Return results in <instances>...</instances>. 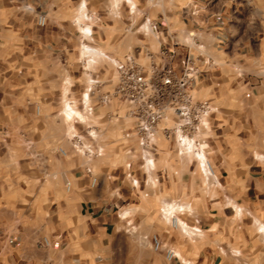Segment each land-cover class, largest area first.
Returning <instances> with one entry per match:
<instances>
[{"label":"crops","instance_id":"crops-1","mask_svg":"<svg viewBox=\"0 0 264 264\" xmlns=\"http://www.w3.org/2000/svg\"><path fill=\"white\" fill-rule=\"evenodd\" d=\"M41 14L47 17L44 27L37 22ZM146 18L159 24L158 33L150 31ZM253 23L260 30L252 31L248 25ZM187 30L213 35L212 47L224 60L219 65L207 53L217 67L203 73L193 89L204 86L219 92L229 85L212 76L214 70L223 72L228 67L231 72L264 58V0H0V158L14 150L22 134L41 138L46 102L81 103L88 84L79 80L85 72L105 82L106 91L111 84L101 78L111 75L113 60L126 54H156L150 33L160 48L161 40L169 41L168 35L179 36ZM86 46L92 47L91 52L85 51ZM61 71L75 79L72 84L69 78L65 94L59 79L46 78V73L56 76ZM16 72H21L20 79ZM34 74L38 79L30 78ZM253 80L245 85L247 98L264 88V76ZM206 101L216 110L201 138L211 150L215 177L208 179L205 169L190 157L188 163L169 162L155 179L145 171L99 179L94 171L99 179L94 186L83 162H66L60 170L69 193H63L62 185L41 193L17 234L0 229V264L264 263V230L260 228L264 225V161L253 158V151L245 157L249 149L242 145L245 141L252 146L257 132L253 108L224 113L214 105L219 103ZM259 103L264 105L263 100ZM100 108L104 107L96 112ZM105 114L100 120L114 116ZM259 135L264 136L263 128ZM173 142L172 137L169 143ZM167 145L168 140L158 139L155 170ZM206 146L202 151L207 158ZM139 166L143 170L141 161ZM211 179L212 185L206 188ZM158 204L165 226L154 221ZM186 214L194 227L178 217ZM173 216L176 225L167 223ZM8 235L15 239L13 245L8 244ZM153 236L160 238L162 252L152 250ZM195 238L202 241L196 243ZM167 250L176 256L169 259Z\"/></svg>","mask_w":264,"mask_h":264},{"label":"rangeland","instance_id":"rangeland-1","mask_svg":"<svg viewBox=\"0 0 264 264\" xmlns=\"http://www.w3.org/2000/svg\"><path fill=\"white\" fill-rule=\"evenodd\" d=\"M248 26L252 31L260 30L259 25L256 23ZM150 37L151 42L156 45L153 50L158 53L160 49L159 42L151 33ZM183 39L184 37L181 36V40ZM202 40L203 43L206 44V53L211 55L219 65H223L224 60L218 56L219 54L216 49L212 47L213 37L210 38L209 34H203ZM193 51L195 50L193 49ZM241 61L242 64L245 63L244 60ZM263 61L264 58L259 60L254 66H248V64L245 67L239 66L234 68L231 72L230 70H226L229 69L228 67H225L223 72L214 70L215 72L212 73V76H215L216 78L219 77L220 82H222L223 79L227 83V86L229 85L225 88L221 87L222 89L219 87L221 89L219 92L217 88L215 89V93L213 89H207L204 86H199L196 89H193V95L196 100L206 101L209 99L212 102H217L219 104L214 103V105L222 107L220 111L224 113H244L250 106L253 108L255 114L254 126L257 134L255 133V136L253 137L252 146L246 145L245 141H243L242 145L249 149L245 152V157L250 155V151H253V158L255 157V159L260 162L264 161V136L259 135L261 129H264V105L259 102L262 100L264 101V88L259 91L258 94L255 93L256 97L255 95H252L251 98H247L249 87L247 88L245 85L248 82H251V79H254L253 83L263 80L264 67L263 65L261 66V64L264 63ZM139 62L148 65L149 58L142 55L139 57ZM15 74L18 75V78L16 79L22 77L21 72H16ZM34 77L35 79H38L36 74L30 76L31 79H34ZM46 78L50 80H53L54 78L59 79L60 84L62 85L63 83L62 89L64 94L66 87L68 86V80H70L69 78H71L72 84L75 82V79L65 71L57 73L56 76L54 73H46ZM89 79L90 77H87L85 72V77L79 80V84H87ZM101 79L108 82L110 80L115 81V70H113L110 76L109 73H106L105 77H102ZM108 84L110 85V83ZM252 101H254V103H251ZM44 107L45 108H43L41 112L45 117V128L40 136L41 138L35 140L28 136L25 137L22 134L16 139L14 150L7 155L2 154L0 158V229L8 231L9 234H17L19 232L26 219H28V216L31 215L37 207V200L35 199H38L41 193L51 191L58 185H62L64 194L69 193L67 191L68 185L66 184V186H64L62 184L60 170L66 162L70 161L75 163L76 160H80V162L84 163V160L74 152L67 138V134H69L71 128V121H73V119L67 121L63 114L64 100L57 104L46 102ZM80 110L81 108L78 107V117L82 115ZM105 113L120 115L121 118L116 119V117H114L115 119H107L106 116L104 120H100L101 116L106 115ZM85 120V122L77 124L78 130H84L87 126L94 125L103 132L100 134V145L104 148L103 154L101 157L95 158L92 163L93 170L98 175L99 179H103L108 175L113 178H123L125 175H134L137 171H141L139 172L140 174L144 171V169H140L139 166V162L141 161L140 153L133 151V139L129 138L124 140L123 138V133L124 135L132 133L135 126L134 120L127 116V108L125 105L114 102L107 107L100 108L91 118ZM237 123H239V120ZM173 125L174 123L169 121L166 126L172 127ZM160 137H162L163 140H168V145L166 146V149H162L164 151L160 152L158 156L159 159L156 160L157 168L153 172L154 179L161 174L157 172L159 170L164 172L166 165L171 161L184 160L187 163L189 162L187 156L181 158L178 155V149H176L177 146L174 142L172 144L169 143V139H166L162 133H160ZM39 139L40 141H38ZM201 143L204 146L206 145L203 142ZM169 144H171V146H169ZM60 148L67 151V156H62L58 152ZM209 153H211V150L207 149L206 155L210 162ZM126 163L127 170L125 172ZM200 174L205 177L201 170ZM205 174L209 179L210 177L207 175L206 171ZM212 183L213 180L211 179L209 185H205V187H210ZM161 206L162 205L158 204L155 207L156 217L154 221L158 226H165L166 222L160 212ZM178 217L188 223L191 227H194L190 219H188L192 217H188L187 214L185 217L181 215H178ZM255 238L260 239L262 237L261 235H256ZM187 239L192 242L190 238ZM201 239L202 238H195L196 243H200L202 241Z\"/></svg>","mask_w":264,"mask_h":264},{"label":"built area","instance_id":"built-area-1","mask_svg":"<svg viewBox=\"0 0 264 264\" xmlns=\"http://www.w3.org/2000/svg\"><path fill=\"white\" fill-rule=\"evenodd\" d=\"M31 10L30 7H27ZM130 7V12L133 13ZM38 25L44 27L47 17L39 15ZM145 24L152 33L159 32V24L146 18ZM148 34V31L146 30ZM91 35V34H90ZM181 36L184 37L181 40ZM210 38L213 35H210ZM169 41L161 40L158 53H147L149 64L139 62V56L126 54L122 59L112 61L116 72V80H110L111 88L104 91L105 82L97 77H90L88 87L85 88L80 104L75 103L86 115L91 118L97 107H107L114 102L121 103L127 108V116L134 120L132 133L123 135L124 140L132 138L134 152L140 153L142 167L148 175V166L153 167L157 152V141L160 133L166 139L174 137L181 154V147L187 139L198 144L202 141V134L208 128V120L215 112V108L208 101H198L193 95V86L200 76L212 67H217L206 53L202 35L194 30L183 31L179 36L168 35ZM214 41V38H213ZM171 43V45L169 44ZM193 49L195 51H193ZM38 113L40 109H37ZM120 119V115L109 117ZM172 121L174 125L167 127ZM81 119H74L75 129L71 135L67 134L68 141L74 152L83 160V166L92 178L93 185L98 182L94 176L93 160L101 157L104 148L100 145L103 132L97 126L90 125L84 130H78L77 124ZM204 143V142H203ZM62 156H67V151L60 148L58 151ZM130 165V163H129ZM137 185L138 181L133 180ZM70 186H67V191ZM196 233L201 229L194 228ZM147 240V237L145 238ZM15 239L8 235V244L13 245ZM152 250L156 253L165 248L158 236L150 238ZM48 245V242L45 241ZM176 255L167 250V257L172 259Z\"/></svg>","mask_w":264,"mask_h":264},{"label":"bare ground","instance_id":"bare-ground-1","mask_svg":"<svg viewBox=\"0 0 264 264\" xmlns=\"http://www.w3.org/2000/svg\"><path fill=\"white\" fill-rule=\"evenodd\" d=\"M85 14V13H84ZM84 49H85V51L86 52H91V50H92V47H84ZM94 49V48H93ZM95 51V53H96V51L97 50H94ZM93 53V52H92ZM94 53V54H95ZM87 54V53H86ZM94 54H92V55H94ZM88 56H90V55H88ZM69 81V80H68ZM69 86V85H68ZM68 90V89H67ZM72 102V104L71 103H69V102H65V105H64V111H63V114H64V116H65V118L67 119V121H71L72 119H73V121H72V123H71V129H70V131H69V134L68 135H71V132H72V130H74L76 127H75V125H74V119L75 118H77V119H81L83 122H85L86 120V117H85V115H84V113H83V111L82 110H80V112H81V114L82 115H80V117H78V112H77V109H78V107L76 106V104H74V101H71ZM208 125L209 124H207V127H208ZM206 146V145H205ZM204 145H202V143L200 142L199 144L197 143V142H195V141H192V139L190 138V139H187L186 141H185V145L183 146V147H181V154L179 155L181 158H183V157H185V156H187V158H190V157H193L196 161H198V163H199V167L201 168H204L205 169V171H206V173H207V175H209V177H215V173H214V171H213V168H212V166L210 165V163L208 162V160H207V158H206V156H205V153H204V151H202V149H203V147H205ZM207 147V146H206ZM207 149H208V147H207ZM206 151V150H205ZM153 166H154V169L152 170V168L153 167H150V166H148V168H147V172H148V174H150V173H153V171L155 170V165H154V162H153ZM172 207L170 206V209H171ZM174 208V207H173ZM168 210V209H167ZM172 210H174V209H172ZM162 213H164V211H163V209H162ZM170 219H171V221L170 220H168L167 221V223H172L173 225H176L177 224V220L175 219V217L173 216V217H170ZM260 228L262 229V230H264V225L262 224V225H260Z\"/></svg>","mask_w":264,"mask_h":264}]
</instances>
